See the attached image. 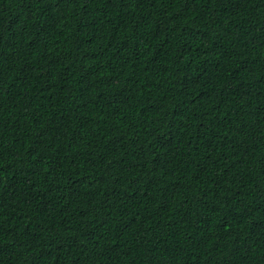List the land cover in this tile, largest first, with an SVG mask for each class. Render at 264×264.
Wrapping results in <instances>:
<instances>
[{
	"label": "trees",
	"instance_id": "trees-1",
	"mask_svg": "<svg viewBox=\"0 0 264 264\" xmlns=\"http://www.w3.org/2000/svg\"><path fill=\"white\" fill-rule=\"evenodd\" d=\"M0 264H264V0H0Z\"/></svg>",
	"mask_w": 264,
	"mask_h": 264
}]
</instances>
